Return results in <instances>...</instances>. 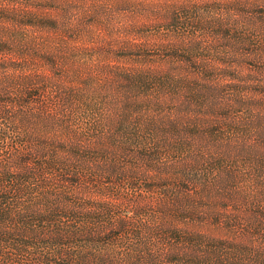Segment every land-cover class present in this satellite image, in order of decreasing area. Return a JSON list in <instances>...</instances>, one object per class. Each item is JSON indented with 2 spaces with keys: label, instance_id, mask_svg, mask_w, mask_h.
Here are the masks:
<instances>
[{
  "label": "trees",
  "instance_id": "obj_1",
  "mask_svg": "<svg viewBox=\"0 0 264 264\" xmlns=\"http://www.w3.org/2000/svg\"><path fill=\"white\" fill-rule=\"evenodd\" d=\"M167 6L0 3V264H264V0Z\"/></svg>",
  "mask_w": 264,
  "mask_h": 264
},
{
  "label": "rangeland",
  "instance_id": "obj_2",
  "mask_svg": "<svg viewBox=\"0 0 264 264\" xmlns=\"http://www.w3.org/2000/svg\"><path fill=\"white\" fill-rule=\"evenodd\" d=\"M44 5L46 12L75 18L83 31L98 36L113 32L149 31L159 24L158 16L167 11L169 0H0L24 15L26 2ZM167 6V7H166ZM164 8V9H163ZM15 12V13H16ZM23 19L22 16H19Z\"/></svg>",
  "mask_w": 264,
  "mask_h": 264
}]
</instances>
